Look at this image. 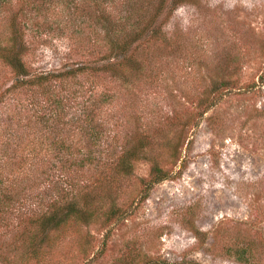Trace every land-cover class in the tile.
<instances>
[{
	"label": "rangeland",
	"instance_id": "374dc122",
	"mask_svg": "<svg viewBox=\"0 0 264 264\" xmlns=\"http://www.w3.org/2000/svg\"><path fill=\"white\" fill-rule=\"evenodd\" d=\"M40 1L1 0L0 40L6 41L15 16L27 25L33 69L99 64V44L92 53L69 45L53 29L57 14L44 20L35 13ZM170 3L155 20L160 38L136 43L143 72L131 71L126 88L107 74L69 80L75 94L68 105L75 107L90 90L118 97L108 118L117 140L102 159L115 163L120 145L144 146L130 157L128 173L113 168L110 181H97L94 164L83 174L92 195L104 198L99 217L53 233L52 246H41L45 264H264V0ZM121 14L114 10L113 17ZM14 78L0 63V113L34 97L29 90L7 91ZM63 87L57 93L70 88ZM207 95L217 103L199 116ZM102 149L101 143L92 147L95 157ZM54 163L30 190V200H42L43 208L72 179L62 178ZM157 168L167 176L150 184ZM69 170L75 174V166ZM113 204L122 216L105 222ZM8 229L0 219V234ZM11 233L1 236L0 249L11 246Z\"/></svg>",
	"mask_w": 264,
	"mask_h": 264
},
{
	"label": "trees",
	"instance_id": "16d2710c",
	"mask_svg": "<svg viewBox=\"0 0 264 264\" xmlns=\"http://www.w3.org/2000/svg\"><path fill=\"white\" fill-rule=\"evenodd\" d=\"M165 1L41 0L35 13L40 12L44 20L57 14L58 20L54 22L56 26L53 29L67 38L69 45L80 43L92 53L96 51L98 43L102 52L99 64L96 63L98 60L92 62L95 64H65L59 70H36L31 67L28 61L29 46L25 40L27 25H22L15 16L10 19L9 35L5 42L0 40V63L15 75L7 91L18 93L29 90L34 97L26 104L18 100L14 107L0 113V120L4 122L0 132V219L10 227L0 234V239L15 231L11 233L14 238L11 246L0 249L3 264H28L30 261L45 264L46 257L41 246L45 241L52 246L53 241L47 239L50 240L53 233L72 222L86 225L99 217L97 212L102 208L104 198L97 193L93 196V189L88 188V184H85L87 180L83 178L92 165L100 169L101 175L97 176V181L101 182L110 181L113 168L129 172V159L139 153L144 146L143 141L132 147L120 145L121 153L115 156V163L111 156L102 159L101 155L109 151L117 140L118 133L112 131L114 128H108V118H112L109 114L118 97L114 93L101 92L98 95L90 90L89 95L75 107L68 105L67 101L75 94L71 91L69 80L79 74L94 73L104 79L103 74H107L116 87L120 85L126 88L132 80L131 71L143 72L142 60L136 56V43L146 38H160L162 31L155 20L164 9ZM170 2L174 6L177 0ZM114 10H120L123 14L118 18L113 17ZM68 85L69 90L64 89L66 93H57L58 87ZM36 94L38 99L35 98ZM39 94L46 96L44 102ZM217 100L218 97L208 95L201 100L199 106L202 102L204 104L199 116ZM100 143L103 149L95 157L92 147ZM54 161L59 164L56 171L62 172V178L72 179L43 208L40 205L42 200H30V190L38 175L46 173L55 164ZM72 166H75L74 175L69 172ZM157 169L149 180L150 184L160 182L167 176L165 171ZM75 176L81 179L73 182ZM118 211V207L111 205L105 211L104 221L117 220L122 216ZM12 254L15 260L10 259Z\"/></svg>",
	"mask_w": 264,
	"mask_h": 264
}]
</instances>
